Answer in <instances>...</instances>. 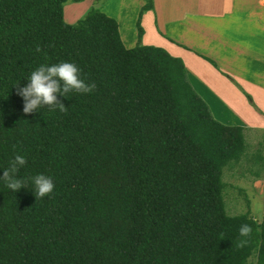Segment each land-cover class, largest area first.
<instances>
[{"label": "trees", "instance_id": "trees-1", "mask_svg": "<svg viewBox=\"0 0 264 264\" xmlns=\"http://www.w3.org/2000/svg\"><path fill=\"white\" fill-rule=\"evenodd\" d=\"M66 1L0 0V176L27 160L25 187L0 180V264H264V197L260 220L228 213L223 198L244 126L213 116L180 56L141 41L153 0L132 46L99 7L66 21ZM60 62L95 90L57 94L66 112L24 114L14 85ZM37 174L55 188L36 200Z\"/></svg>", "mask_w": 264, "mask_h": 264}, {"label": "crops", "instance_id": "crops-1", "mask_svg": "<svg viewBox=\"0 0 264 264\" xmlns=\"http://www.w3.org/2000/svg\"><path fill=\"white\" fill-rule=\"evenodd\" d=\"M153 1L155 9H148L141 16L143 43L163 46L183 59L188 80L214 117L244 128L250 125L264 129V0H181L171 11L167 3L157 10L158 0ZM141 2L132 6L124 1L126 6L120 7L125 10L117 14L124 24L123 27L119 22V28L127 46L137 40L132 23ZM72 5L68 6L69 19L76 13ZM201 54L213 57L222 68L236 75L235 79L251 92L258 109Z\"/></svg>", "mask_w": 264, "mask_h": 264}, {"label": "rangeland", "instance_id": "rangeland-1", "mask_svg": "<svg viewBox=\"0 0 264 264\" xmlns=\"http://www.w3.org/2000/svg\"><path fill=\"white\" fill-rule=\"evenodd\" d=\"M124 1H127V3L132 6H137L139 4V0H68L63 5V17L66 21L76 22L78 18L85 14V12H87L91 7L95 6L99 7L107 14L115 17L118 22V27L119 22L120 25L124 27L122 20L119 21L117 19V14H119L118 12H122L123 10H125L124 6L126 5L123 4ZM141 1H143L141 2L142 5L144 3V0ZM179 2H181V0H158V7L156 9L160 10L162 4L167 3L168 11H171L173 10V6ZM70 4H73L72 6L75 8H73V11H76V13L72 18L69 19L67 17V14L69 10L68 6ZM117 4L119 5L116 6ZM121 5L124 6L121 8ZM149 9L154 10V5ZM139 10L137 13V17L139 14ZM147 10L148 9H146L145 11ZM145 11H143V13ZM113 13H115V15ZM137 17L135 18V16H133L132 27L134 26L136 30V39L138 40V30L136 26ZM120 36L122 38L121 33ZM122 40L124 39L122 38ZM142 40L143 34L141 36V41ZM124 41L127 45V41ZM201 55V57L207 60L221 76H225L230 81H232L244 96H246V92L252 95L251 92H249L238 79H235L236 75L222 68L218 64L216 59L203 54ZM211 75L212 74H208L207 76ZM234 80L241 85V89L235 84ZM217 91L220 95L223 94L220 88H217ZM248 102L253 108L255 107V109H258V107L255 106L254 101V104H252L250 101ZM243 132L246 144L244 153L238 161H231L223 167L222 179L225 181V186L223 188V198L225 208L228 213L235 214L241 213L243 211H249L250 215H252L257 220H260L262 216L264 197V129H261L259 127L255 128L253 126L251 127L250 125H248L244 128ZM248 264H256L255 256L249 257Z\"/></svg>", "mask_w": 264, "mask_h": 264}, {"label": "clouds", "instance_id": "clouds-1", "mask_svg": "<svg viewBox=\"0 0 264 264\" xmlns=\"http://www.w3.org/2000/svg\"><path fill=\"white\" fill-rule=\"evenodd\" d=\"M40 51L39 47L36 49ZM80 69L73 63L60 62L58 64L40 65L27 78L28 83L21 87L15 84L16 95L22 98L24 114H33L43 108L49 111L59 109L66 112L62 100L58 95L68 98L69 93L89 94L96 88L95 83H86L80 78ZM27 164L24 156L17 154L10 162V166L3 171L0 180L5 182L8 189L14 193L25 187V181L17 178L16 173ZM34 185V195L37 199L50 196L53 193L55 184L51 177L44 174H37L31 178ZM252 232L251 226L244 224L239 229L240 237H249ZM246 239H241L237 247H243Z\"/></svg>", "mask_w": 264, "mask_h": 264}]
</instances>
